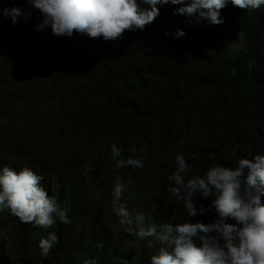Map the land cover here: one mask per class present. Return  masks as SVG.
<instances>
[{
    "label": "clouds",
    "instance_id": "obj_1",
    "mask_svg": "<svg viewBox=\"0 0 264 264\" xmlns=\"http://www.w3.org/2000/svg\"><path fill=\"white\" fill-rule=\"evenodd\" d=\"M258 11L264 12V0H0V143L9 149L6 157L37 150L29 160L9 163H54L52 156L63 152L41 148L38 138L67 114L113 110L124 89L117 73L123 50L144 51L161 43L165 58L177 60L194 29L223 32L233 14ZM243 43L239 32L224 40V48L233 54ZM132 92L114 113L131 108ZM129 132L153 143L152 130L130 124ZM154 157V145L122 150L113 144L99 168L89 165L79 173L82 168L70 161L56 172L68 182V194L77 193L68 209L87 249L94 245L114 264H264V155L239 158L233 166L212 165L203 177L187 182L190 166L177 155L176 170L167 178L173 204L183 201L191 218L211 212L167 223L153 216L155 205L144 209L141 203L142 211L133 207ZM38 174L30 167L0 170V215L50 229L37 245L47 258L59 243L57 225L70 220L55 190L41 186L44 177ZM200 196L204 200L195 203ZM111 243L120 246L119 253L111 251Z\"/></svg>",
    "mask_w": 264,
    "mask_h": 264
},
{
    "label": "trees",
    "instance_id": "obj_2",
    "mask_svg": "<svg viewBox=\"0 0 264 264\" xmlns=\"http://www.w3.org/2000/svg\"><path fill=\"white\" fill-rule=\"evenodd\" d=\"M230 21L223 32L215 27L194 29L177 60L165 58L161 43L144 51L123 50L117 73L124 89L115 108L89 110L80 116L67 114L54 125L53 131L37 139L41 148L63 152L62 156H52L54 163L42 168L26 163L14 166L9 162L29 160L37 150L13 151L6 157L9 149L0 143V170L4 166L37 170L44 177L41 186L49 185L55 190L70 220L67 225H57L54 232L59 243L45 258L37 245L50 229L22 225L0 215V264H85L93 258L97 264H114L94 245L87 249L85 235L74 232L73 213L68 207L77 193L68 194V182L56 173L70 161L73 167L82 168L79 173L85 172L89 165L99 168L100 158L111 151L113 144L122 150L154 145V169L142 183L141 192L133 197L136 210L142 211L144 203V209L155 205L153 216L165 223L209 215L211 211L191 218L183 201L173 204L176 199L167 191L172 185L167 178L176 170L175 157L183 155L190 166L185 175L187 182L193 177H203L212 165L233 166L239 158L264 155V12L233 14ZM239 32L244 43L231 54L225 50L224 40ZM130 89L134 100L131 108L114 113ZM130 124L133 129L152 130L153 143L144 134L131 135ZM95 153L98 157H94ZM64 178L72 180L73 175L66 174ZM208 199H215V195ZM202 200V196L194 198L195 203ZM209 205L207 200L205 208ZM109 248L114 253L120 251L116 243ZM129 264L140 263L129 260Z\"/></svg>",
    "mask_w": 264,
    "mask_h": 264
},
{
    "label": "rangeland",
    "instance_id": "obj_3",
    "mask_svg": "<svg viewBox=\"0 0 264 264\" xmlns=\"http://www.w3.org/2000/svg\"><path fill=\"white\" fill-rule=\"evenodd\" d=\"M2 84H3V88H2V90H4L5 88H6V86H5V84L2 82Z\"/></svg>",
    "mask_w": 264,
    "mask_h": 264
}]
</instances>
